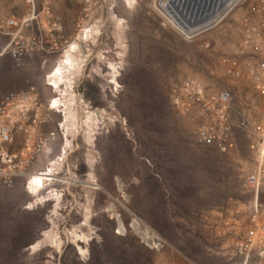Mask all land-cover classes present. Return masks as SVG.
<instances>
[{"label": "rangeland", "instance_id": "374dc122", "mask_svg": "<svg viewBox=\"0 0 264 264\" xmlns=\"http://www.w3.org/2000/svg\"><path fill=\"white\" fill-rule=\"evenodd\" d=\"M238 1L214 0L190 27L160 0H92L89 51L79 44L84 62L73 54L78 62L65 76L76 88L64 98L80 92L98 115L82 124L74 105L64 135L54 114L56 139L32 171L52 169L55 180L0 189V264H242L235 242L253 201L249 140L238 130L230 153L206 146L198 116H180L169 102L172 85L190 75L229 88L208 76L232 43L235 13L225 16ZM51 3L72 34L83 0ZM27 11L22 0H0L1 15ZM63 57H3L0 98L31 88L53 97L48 83ZM235 97L239 110L250 109L249 88Z\"/></svg>", "mask_w": 264, "mask_h": 264}, {"label": "built area", "instance_id": "2783aa9c", "mask_svg": "<svg viewBox=\"0 0 264 264\" xmlns=\"http://www.w3.org/2000/svg\"><path fill=\"white\" fill-rule=\"evenodd\" d=\"M22 1L28 8L26 14H0V38L6 39L0 59L39 54L63 57L75 42L84 44L89 51L86 44L91 39V28L87 19L92 0H83L84 17L72 34L65 32L62 21L54 14L52 0ZM234 13L232 43L208 76L212 80L225 79L229 88L190 75L172 85L169 102L180 116H198L197 136L206 146L226 154L237 148L238 130L248 138L254 164L246 187L253 201L246 207L247 224L235 242V251L242 264H264V0H239L225 17ZM190 20L195 22L194 18ZM186 26L193 25L186 22ZM48 86L55 91L50 98L34 88L0 98V189L12 187L19 179H27L29 187L34 175L45 171L32 168L56 139V131L48 130L54 114L62 116L57 129L64 132V114L61 106L55 105L56 100L63 105L64 96L50 82ZM242 87L249 88L254 96L250 109L239 110L235 94ZM76 100V111L84 116L85 95L78 92Z\"/></svg>", "mask_w": 264, "mask_h": 264}, {"label": "bare ground", "instance_id": "6f19581e", "mask_svg": "<svg viewBox=\"0 0 264 264\" xmlns=\"http://www.w3.org/2000/svg\"><path fill=\"white\" fill-rule=\"evenodd\" d=\"M237 3V2H236ZM235 5V4H234ZM233 8V7H232ZM232 10V9H231ZM83 44H81L82 46ZM77 48L80 49V51L78 52ZM78 52V53H77ZM83 53V49L80 48L79 44L77 42H75L72 46V49L67 50V52L65 53L63 59L61 60V63L59 64L58 67H56L52 73V78H51V84L54 88H56V90L58 91H64V93L62 92L63 96L68 97V93L71 92V84L69 85V81L66 80V74H70V70L74 69V65L76 62V57L73 54H80V58H79V62H82L83 60H85L84 55H82ZM81 59V61H80ZM84 62V61H83ZM69 80V78H67ZM63 85H66V88H62ZM63 101V105L58 102V100L55 101V105L56 106H61L64 114V124L63 126L66 128L67 132L69 130L72 129V124L71 122L76 121V115L74 112V109L72 108L74 105L76 106V99L75 101H70L66 102L65 98L62 100ZM86 112H88L86 118L83 120L84 116H81L77 113V118L80 119L81 123H86V125H89L90 121L93 120V116L98 115L96 112L93 111H87L84 110V114H86ZM78 120V119H77ZM100 121L96 122L99 123ZM82 126V125H81ZM81 129V127H80ZM68 134V133H67ZM68 142V139L66 140ZM55 177H54V173L52 171V169H49L48 171H44L43 173H36L34 175V179L33 181H38V183H35V185L38 188H43L46 184L45 182L48 181H54Z\"/></svg>", "mask_w": 264, "mask_h": 264}, {"label": "water", "instance_id": "95a60500", "mask_svg": "<svg viewBox=\"0 0 264 264\" xmlns=\"http://www.w3.org/2000/svg\"><path fill=\"white\" fill-rule=\"evenodd\" d=\"M163 2L166 3V5L171 6V9L176 12H180V14L181 8L182 11H189V14L193 15L195 20V22H193V20H187L191 24H197L198 20L204 18L205 14L209 12V9L210 11L212 10L214 4V0H160V4Z\"/></svg>", "mask_w": 264, "mask_h": 264}, {"label": "flooded vegetation", "instance_id": "af4514ba", "mask_svg": "<svg viewBox=\"0 0 264 264\" xmlns=\"http://www.w3.org/2000/svg\"><path fill=\"white\" fill-rule=\"evenodd\" d=\"M180 11V10H179ZM187 12V14L185 13ZM205 13V12H204ZM181 14L183 17H185L186 20H190L189 18L191 17V19L193 18V15L189 14V11H182V8H181Z\"/></svg>", "mask_w": 264, "mask_h": 264}, {"label": "snow or ice", "instance_id": "6c2138e0", "mask_svg": "<svg viewBox=\"0 0 264 264\" xmlns=\"http://www.w3.org/2000/svg\"><path fill=\"white\" fill-rule=\"evenodd\" d=\"M130 2H134V0H130ZM34 183H38V181H34Z\"/></svg>", "mask_w": 264, "mask_h": 264}]
</instances>
